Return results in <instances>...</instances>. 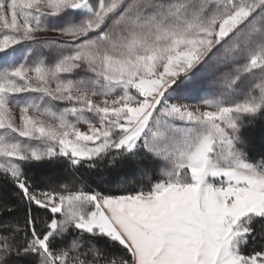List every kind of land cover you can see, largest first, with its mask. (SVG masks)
<instances>
[{"label":"snow or ice","instance_id":"1","mask_svg":"<svg viewBox=\"0 0 264 264\" xmlns=\"http://www.w3.org/2000/svg\"><path fill=\"white\" fill-rule=\"evenodd\" d=\"M257 124L264 0H0V264H264Z\"/></svg>","mask_w":264,"mask_h":264},{"label":"trees","instance_id":"2","mask_svg":"<svg viewBox=\"0 0 264 264\" xmlns=\"http://www.w3.org/2000/svg\"><path fill=\"white\" fill-rule=\"evenodd\" d=\"M247 139L251 140V147H252V154L255 157V159H260V154L262 149H264V126H261L259 124L251 126V128L248 130ZM85 179L91 183L92 180L96 179L95 176L92 175H85ZM120 176H113L111 177V180L113 181L112 184L105 185V187H115L116 184L120 181ZM129 179H131L129 177ZM92 187H96V184L92 183ZM15 189L12 188L11 185L7 183L0 182V201H12L15 203L13 199V193ZM16 215H23V210L16 213ZM43 215V213H41ZM259 230V227H258ZM259 243V242H258ZM112 254L114 256H120L123 254V250L121 248L113 247L110 249Z\"/></svg>","mask_w":264,"mask_h":264}]
</instances>
